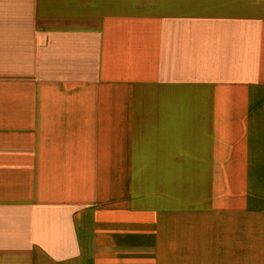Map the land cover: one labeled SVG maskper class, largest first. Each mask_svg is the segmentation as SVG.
<instances>
[{
	"label": "crops",
	"instance_id": "1",
	"mask_svg": "<svg viewBox=\"0 0 264 264\" xmlns=\"http://www.w3.org/2000/svg\"><path fill=\"white\" fill-rule=\"evenodd\" d=\"M0 264H264V0H0Z\"/></svg>",
	"mask_w": 264,
	"mask_h": 264
}]
</instances>
